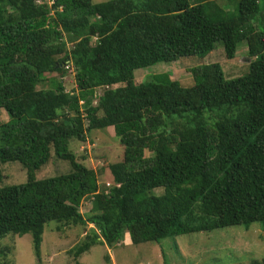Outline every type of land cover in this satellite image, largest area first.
Masks as SVG:
<instances>
[{"label": "trees", "instance_id": "1", "mask_svg": "<svg viewBox=\"0 0 264 264\" xmlns=\"http://www.w3.org/2000/svg\"><path fill=\"white\" fill-rule=\"evenodd\" d=\"M238 1L230 16L217 0H0V185L3 165L27 174L0 187V239L32 235L40 261L53 221L94 226L76 258L126 236L139 246L264 224L263 0ZM219 42L229 61L247 44L246 73L229 79L215 63L193 68L192 86L171 72L136 83L138 70ZM109 129L124 152L109 165L119 186L102 188L73 144ZM52 159L70 170L38 179Z\"/></svg>", "mask_w": 264, "mask_h": 264}, {"label": "rangeland", "instance_id": "2", "mask_svg": "<svg viewBox=\"0 0 264 264\" xmlns=\"http://www.w3.org/2000/svg\"><path fill=\"white\" fill-rule=\"evenodd\" d=\"M106 0H94L95 3ZM217 3L230 16L238 15V0H217ZM262 12L256 15L258 29L264 30V0L260 3ZM52 5V3H50ZM254 23V22H253ZM71 52L75 48L69 46ZM247 44L239 45L236 58L229 61L221 42L206 57H186L173 63H159L138 70L136 83L140 84L148 75L171 72V79L184 86L193 85L191 70L198 66L218 63L227 78H237L249 69ZM59 78V74H48ZM68 92L76 88L73 75L61 79ZM3 123L8 122V114L3 115ZM87 143H74V152L79 162L98 173V182L102 188L119 186L112 176L109 165L122 160L124 148L120 145L112 129L93 132ZM148 156V152L146 153ZM3 181L0 187L19 185L27 181V174L20 165L12 163L1 167ZM70 170V165L54 159L37 175L38 179L54 177ZM156 195L163 194L162 189L152 190ZM81 212L87 214L92 205L85 202ZM93 225L74 226L50 222L43 235L41 260L34 255L32 235L23 237L9 235L0 239V264H253L264 259V224L257 223L250 230L244 227H231L211 233H195L163 240L162 244L145 243L132 245L129 236L121 244L108 248L99 243L83 254L75 257V250L83 246L90 236Z\"/></svg>", "mask_w": 264, "mask_h": 264}]
</instances>
